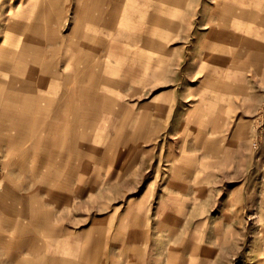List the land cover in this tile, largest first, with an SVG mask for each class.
Listing matches in <instances>:
<instances>
[{
	"label": "crops",
	"instance_id": "1",
	"mask_svg": "<svg viewBox=\"0 0 264 264\" xmlns=\"http://www.w3.org/2000/svg\"><path fill=\"white\" fill-rule=\"evenodd\" d=\"M67 1L71 0H48L49 14L41 10L21 12L15 19H8L9 23L4 22V134L18 135L11 145L4 140V154L14 155L4 166L8 171L14 167L17 170L15 177L4 170L7 213H69L71 199L87 198L91 184L112 187L114 193L103 191L105 197L118 198L122 191L133 190L137 177L128 172L136 167L137 150L151 149L146 143L152 138L149 136L155 119L160 128L166 125L167 131L170 119L183 118L182 111L180 115L178 111V92L179 86H184L185 48L177 46L181 57L176 63L163 49L164 39L179 40L184 34L167 28L169 1L156 0L155 8L151 4V11L144 15V29H128L127 25L114 29L115 22L133 20L129 16L119 18L115 0H88L86 11L73 10L68 15L67 7L61 8ZM201 4L213 7L210 23L217 22L220 16L226 23L244 26L241 31H231L229 25L224 29L203 27L206 51L222 55L212 62L214 65L210 63L209 70L228 71L209 72L205 77L218 84L246 86L250 78L245 70L254 65L264 69V0L192 1L194 7ZM88 5H92L95 14H90ZM178 5L184 6L185 2ZM118 6L119 10L129 7L121 3ZM217 6L236 13H218ZM250 7L256 12L250 14ZM67 20L70 26L64 31ZM178 20L185 21L183 13ZM133 21L142 18L136 14ZM249 21L255 22L251 31L243 24ZM9 38L10 44L5 41ZM197 45L195 42L194 48ZM234 53L248 55L241 57L239 67L234 66L236 61L230 57ZM154 55L161 61L154 62ZM13 71L17 79L12 76ZM154 80L172 87L171 93L165 92L158 101H154L158 94L144 98L145 89ZM174 93L176 109L170 99ZM27 182L34 184L33 189H25ZM41 192L47 193L43 206L33 208L25 201L27 209H23L21 198L34 200ZM124 208L128 213L136 212L130 200ZM10 214L0 226L4 232L0 238V264H42L40 229L33 223L39 219L29 217L30 222H18ZM64 227L50 224L46 229L48 233L54 231L49 233L50 246L66 247L59 260L80 264L105 262L114 249L117 254L112 257L116 264L135 263L137 245L130 237L79 240L68 234L57 236V231ZM127 229L131 231V226ZM51 254L48 262L56 263L58 254Z\"/></svg>",
	"mask_w": 264,
	"mask_h": 264
},
{
	"label": "rangeland",
	"instance_id": "2",
	"mask_svg": "<svg viewBox=\"0 0 264 264\" xmlns=\"http://www.w3.org/2000/svg\"><path fill=\"white\" fill-rule=\"evenodd\" d=\"M115 1L118 5H129L124 10L122 7L119 10L117 5L119 18L129 16L134 20L137 14L142 21L115 22L114 29H121L124 25L128 29L133 26L134 29H144V15L156 4V0ZM168 1L170 7L165 14L168 17L167 28L175 33L184 31L179 40L166 38L163 43V49L169 52L167 55L165 51L166 56L174 63L180 62L181 57L176 52L177 46L184 45L185 48L184 86H179L178 92V111L179 115L182 111L183 118L170 119L167 131L166 125L160 128L159 120L155 119L152 136H149L152 138L146 143L151 149L137 150L136 167L128 172L137 177L133 190L122 191L118 198L105 197L102 196L103 191L112 193V187L109 189L107 184L99 188L97 184H91L93 187H89L91 192L87 198L71 199L69 213L23 215L9 212L18 222H27L29 217L39 219L33 223L40 229L42 264H50L51 253L58 254L57 262L52 264H80L59 260L64 257L62 254L66 247L48 244L49 233L54 232L46 230L50 224L65 226V229L57 231V236L68 234L72 239L130 237L137 245L133 264H264V69H256L254 65L252 69L245 70L249 71L250 78L246 86L210 81L205 77L207 73L228 71L209 70L210 63L222 55L206 51L208 46H205L203 27L224 29L229 25V30L241 31L244 26L240 27L241 23L236 22L226 23L220 16L217 22L210 23L209 13L213 7L209 5L194 7L193 0H183L185 5L180 6L178 3L182 0ZM24 2L0 0V226L9 214L6 207L9 201L4 197V170L11 177H15L17 171L14 170L16 167L8 171L4 166L8 158L14 156L4 154V140L7 139L11 145L18 139L17 134H4V22L7 24L8 19H15L21 12L41 10L49 14L51 9L48 0ZM33 2L40 5H32ZM65 4L61 8L67 7L68 15L73 10L86 11L88 0H71ZM88 7L93 14L92 5ZM250 9V14L256 12L254 8ZM216 11L236 13L226 12V8L221 6H217ZM182 13L185 21L181 23L178 19ZM243 24L250 31L255 26L252 21ZM69 26L67 20L62 29L66 31ZM11 40L5 41L10 44ZM195 42H198L196 48ZM156 56L153 57L154 62H160ZM242 56L248 57L238 53L230 55L236 61L234 66H240ZM13 72L15 75L11 73L12 76L17 79L16 71ZM160 83V80H154L153 85L145 89L143 97L158 94L154 97V101H158L165 92L170 94L172 87ZM170 99L176 109V94ZM27 168L33 174L31 167ZM33 186L27 182L25 189H33ZM46 194L41 192L34 200L21 198L20 205L26 210V204H23L26 201L27 206L37 208L47 200L44 198ZM129 200L135 207L134 214L124 211ZM45 205L47 207L48 202ZM5 210L7 215H4ZM128 225L131 231L127 229ZM3 237L4 232L0 228V238ZM109 254L105 262L94 264H116L112 256L117 252L112 249Z\"/></svg>",
	"mask_w": 264,
	"mask_h": 264
},
{
	"label": "bare ground",
	"instance_id": "3",
	"mask_svg": "<svg viewBox=\"0 0 264 264\" xmlns=\"http://www.w3.org/2000/svg\"><path fill=\"white\" fill-rule=\"evenodd\" d=\"M232 8V7H231ZM225 11V10H224ZM228 11H229V9H228ZM226 12H227V10H226ZM246 12V11H245ZM248 12V11H247ZM244 13V12H243ZM253 13V12H252ZM245 14V13H244ZM178 26V25H177ZM170 31H172V29L170 30ZM252 46V45H251ZM248 47V46H247ZM41 98V97H40Z\"/></svg>",
	"mask_w": 264,
	"mask_h": 264
}]
</instances>
